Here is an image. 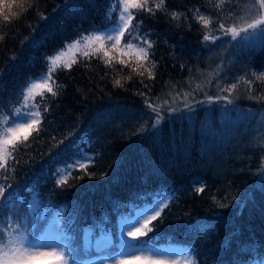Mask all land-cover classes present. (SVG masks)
<instances>
[{
  "label": "rangeland",
  "instance_id": "rangeland-1",
  "mask_svg": "<svg viewBox=\"0 0 264 264\" xmlns=\"http://www.w3.org/2000/svg\"><path fill=\"white\" fill-rule=\"evenodd\" d=\"M240 1V0H239ZM186 0H175L174 3L170 4L167 0H164V4L161 8H156L155 5L159 3V0H148V7L152 8V12H149L147 10H137V9H131V12L134 15V19L132 21V24L135 25L137 22H139V27L134 28L132 30L133 37L139 35L140 37H144L147 40H149L152 44V48L148 49V60L146 61H137L135 58H130L128 56L121 57L120 52L118 50H114L111 48L110 44L111 42H108L105 46L104 50H107L109 53V57H111V64H118L121 67V69L126 70L128 72H125L124 76L120 75V73H117L116 70L113 68L112 73L117 78V80L120 81L121 85L122 83L125 84H133L136 80H140L141 83H146L142 86H140L139 89L135 88L134 90L137 91L135 93H138L142 96V98H139L137 101H139L141 106H134V105H126V106H120L116 108H109L106 110H102L99 113H95L91 116L90 123L93 122L95 126L97 127V132H94L91 129H88L90 131V137H88L87 130H83L81 137L87 138L88 141L80 140L78 132L76 133L78 126L80 124V117L77 118L74 116H68L63 115L59 112H54L53 110L49 109L48 106L45 103V98L50 95L51 93H48L46 90L38 89L36 92L33 93L32 96H29L27 99V102H25V95L27 93V88L31 87L33 83L40 84L43 82L42 79L34 80L30 79L25 90L23 91V96L20 100V103L18 107L13 109V112L15 114L16 109H22L24 112H30V111H40V124H44L43 118L46 119L47 122H49L53 126H59L61 128H68L67 134L63 136V138H60L57 142L50 144L46 139V135L43 131H48V127H40L38 126V130L31 131L29 135L32 136V140L40 146V155L47 156L54 152H57L55 159V165L52 167H46L42 166L41 173L46 172V169H49L48 172V179L47 185L44 183V191L47 196V198L57 200L60 203H63L64 211L59 216L61 219V223L58 225L55 220L57 219V209L55 206H53L50 201H45L49 203H44L43 206L39 207L37 205L38 203V194L33 193L28 201V207H27V215L26 217L31 219L32 221L34 218L37 217H45L46 223L44 226L43 233L39 236L44 239L48 244L50 245H59L60 243H70L71 245L76 244L79 247L80 252L83 254L82 256H87L91 254L90 256L94 255L93 258L90 260L83 261L78 264H121V261L126 259L123 253H121L119 244L121 239V227H132L135 225L136 227H139L141 224H143L144 220L146 219L144 217L145 212H140V210L143 208L142 204L147 203V200H151V206L155 203L156 200H160L162 203H169L170 201L179 203L182 201L181 204L178 205V212L183 213V210L185 206L192 208L193 211L197 212V214H200V211H204L206 209H210L211 207H214L216 209H221V206L212 203L205 207H198L196 205L197 202H199L200 199H209V195L212 193H215L219 188H221V185H225V188L228 189L230 187L228 185V178L231 176H228L229 173L234 169L235 163L240 161L244 158V154L249 152L252 147L251 144L255 143L256 146H264V139L263 141H258V138L255 140H251V136H257V132L264 130V115L259 118L255 117L253 120L249 119V116L251 115L250 109L257 107L258 109H261V112H264V99H261V97H264V80H258L256 78L257 75H260L258 73H255L256 75H253L254 70L256 69L259 71V73H264V45L262 43L259 44V41L257 39H262L259 36H256L255 38L248 39V40H241L239 37L237 40H232L231 35H223L221 31L213 33V35H218L219 39L214 40L216 41L218 46L224 47L230 45L232 55L235 57L241 53L244 52L243 57L245 59L249 60L252 58V56L255 55H261V60L256 64V67L253 69H249V66L239 65L238 69L236 66L231 65L230 66V75L219 76V79L211 80L206 84L207 85V92L209 93V96H214L216 98H221L222 95H228L235 98L234 105H231L232 100L227 98L228 100H223V102L226 103V105H231L230 111L234 112V116L231 120L232 126L230 125V129L226 126L223 128L224 135H221L223 144L221 145V149L217 150V156H215V160L213 161V164L218 166L217 162L220 158V165L224 168V170L227 173V176L225 178V182L217 183V181H213L212 179H209L210 175L213 173V168L210 169L209 174H204V171H201L198 169V167L194 164L193 160H195L194 153V142L196 139H203L202 137L205 135V132L200 129V123L205 124L206 128L210 124L209 116L207 115L208 112H211L210 105L206 104L203 105L202 108L200 106L202 105V94L200 92L194 91L193 94L192 90L187 88L186 84L187 81L190 78V76L185 75L182 82L178 83H172L169 84L166 91V93L170 92L178 95L180 98H184L185 101L184 104L179 105L182 108L190 109L186 110L185 115H182L177 121L178 124V135L182 139H178L176 135L171 136L172 139V145L177 148L179 145L177 143H180L181 140H183V146L181 149V155L179 158V162L186 160L187 166L186 169L183 171H180L176 175H171V177H168L167 175H163V172L160 170V166L156 164L150 154V150H142L140 148H136V152L138 154H141V163L143 165L144 176L142 177V180L139 183V186L132 187L130 190H122L120 191L122 196H120V192L117 189V186L115 187L114 182H109V178L112 175V172L118 165L121 158L119 155V150L121 147H119L121 144L124 145L127 142H129L133 138V134H130L129 132L124 133V136L118 138L116 140V143L110 144L108 143V140L104 136L98 135V132L101 130L100 124L106 123L107 125H110L112 119L115 121L117 118L123 116V115H134L136 116L138 114V111L140 112L142 119H136V122H139L141 124V128H144L145 125L151 121L153 118L154 112L150 110V108H146V105L148 107V104L157 105V99L155 96V92L159 93L157 89H152V84L156 82V80L159 78H156L155 73H158L159 69V62H157L154 57L152 50L155 51L154 45L156 44L154 38H152V31H156V27H152L149 23L150 17L156 18V19H163L167 22L172 23L173 31H175L174 38L182 45H177L175 43V46H173L169 50V57L171 61L172 69L174 67H178V65L175 64V61H173V56L178 55V52H180L182 59L180 60L183 65H188V62H201V59L205 58V53L200 55V52L194 51L196 49L193 48L194 54L192 53V50L190 51L186 46H190L191 44L187 41L188 44H186L185 37H180L184 34V32H191L190 34L196 35L198 32L200 33H206V30H203L202 24L197 26V17L198 13H203L204 11V4H213L210 1H201L197 4V7H184L186 4ZM187 6V5H186ZM109 10L112 13H115V17L108 23V26H110L114 21L119 20L120 12L123 10L122 6L118 8L117 10L113 11V2L112 0H109L108 3ZM201 7V8H199ZM241 7H242V13H243V19H240L239 21H228L226 20L222 15V24L225 25V27H240L243 26L246 22L250 21L252 18H254V11L251 15L248 14L247 8H250V3H247L245 0H241ZM212 8V7H211ZM202 10V11H201ZM207 12V11H205ZM173 13L176 15L173 16ZM197 15V16H196ZM10 16V15H8ZM13 16V13H11V17ZM210 22V19H208ZM12 22L11 19L9 21ZM151 23L153 26L156 25L157 21L155 19L151 20ZM191 28H190V27ZM105 27V28H106ZM104 28V29H105ZM183 28H188V31H186ZM97 30H91L87 31L82 34H78L75 36H67L64 38L62 45L56 48L53 52V54L50 53L45 61V74L44 78H47L49 76V69H52L51 71V81L49 82L51 86L53 87V90L56 91L58 88H60V83L56 85L54 80V75L57 69V65L59 63H63L60 67L59 73H64L65 71H68L70 68H78L80 72L82 70L86 69H96L97 72H100V66L106 67L109 64L105 63V60H107L109 57L104 56V50L99 51V54L105 58L104 61L99 62V64L96 65H87L86 61L94 62L96 58H90L89 54L90 52L99 47V42L90 41L88 38L90 36H96V35H102L101 31ZM103 30V29H102ZM149 31V32H148ZM179 31V32H177ZM209 32V31H207ZM182 34V35H181ZM244 34L241 33V36ZM173 41V40H172ZM176 41V42H177ZM141 40H136V44H140ZM124 39L121 40L119 48H123L124 46ZM207 42H203L201 45H205ZM213 44V43H212ZM211 44V45H212ZM259 44V45H258ZM72 45H75V47H72ZM161 45V44H160ZM210 45V46H211ZM64 46H67L66 49H63L60 51V49ZM146 47V45H145ZM252 48L251 50L249 48ZM262 48L263 50H260ZM180 49H182V52H185L186 55H184ZM85 52L88 53V55H85ZM76 53H79L75 55ZM75 55V56H74ZM56 56H59L60 59L57 61L56 65L51 64V59L55 58ZM73 59V60H72ZM120 59L125 60V64H120L118 61ZM179 60V59H178ZM177 60V61H178ZM72 61V62H71ZM241 60H239L240 62ZM227 62L229 64L232 62V59L228 58ZM48 64V65H47ZM158 67V68H157ZM84 68V69H83ZM157 68V69H155ZM147 69V70H145ZM212 69V65H208L206 70V76L209 78V74L207 73L209 70ZM240 70V72H238ZM245 72L246 79L248 82H254V87L251 88V92L254 94L253 99H247V98H240L239 94H236L234 91L229 94L228 91L225 90V93L221 92L223 90L220 89V81L221 79H228L233 81H239L240 77H243V73ZM263 71V72H262ZM143 73V75H140V73ZM151 73L152 78H149V74ZM176 73L174 74V76ZM263 75V74H262ZM96 76L99 78L100 74H96ZM250 76V77H249ZM115 80V82L117 81ZM175 79H158V84H161L163 86V89L165 86H167V83L173 82ZM54 81V83H52ZM152 83V84H151ZM115 86L116 83H113ZM232 85V84H231ZM231 85H228V88L231 87ZM171 87V88H170ZM258 89H257V88ZM214 89L215 91H211L210 89ZM246 87L243 88L242 91H244ZM248 88V86H247ZM249 89V88H248ZM239 92V91H238ZM42 93V95L37 94ZM235 93V94H234ZM151 95V97H149ZM221 95V96H220ZM146 96V97H143ZM168 96V95H167ZM193 96V97H192ZM187 97L189 100L187 101ZM151 98V99H149ZM214 100V99H212ZM159 103V102H158ZM222 104V103H221ZM200 105V106H198ZM223 105V104H222ZM239 105V106H238ZM34 106V107H33ZM176 108V107H174ZM47 109V111H45ZM165 109V108H163ZM168 110V109H165ZM231 111V112H232ZM202 112V113H201ZM219 112L218 109L215 110V113ZM214 113H212L213 115ZM204 118H207L205 121ZM198 120L202 121L199 122ZM204 121V122H203ZM99 122V124H98ZM132 124V123H130ZM129 124V125H130ZM237 124V126H235ZM49 125V124H48ZM129 125H125L129 127ZM180 125V127H179ZM245 125H248V128L245 127ZM247 128V129H246ZM69 129H71L69 131ZM125 129V128H124ZM186 139L185 137V133ZM264 132V131H263ZM121 133V130H120ZM182 133V134H181ZM74 135H77L73 141H69V139H72ZM136 135V133H135ZM196 137V139H195ZM43 139V141H42ZM32 140L28 142L31 143ZM189 144H186V142ZM221 142V143H222ZM93 144L96 146L95 151L93 152L90 168V173H92V177L90 180H92L90 183L84 185L82 183L81 185L77 186L76 188L69 187L68 190L63 187L60 189H52V183L54 179L61 180L59 176V170L64 169V162L66 159L70 158L71 156L77 155L80 153V150L87 144ZM85 155V153H83ZM119 156V157H118ZM219 165V166H220ZM114 167L112 170L111 168ZM191 167V168H190ZM111 170V171H110ZM100 173L102 178L99 180V178H96V173ZM94 173V174H93ZM183 174L185 175V181L182 180ZM207 179L210 181V187L209 189L203 188L200 189L201 185L198 189H200L197 193L196 190H194L192 187H196V181H205V184H207ZM196 182V183H195ZM95 186H101L102 188L96 192L95 197L97 201H101L102 204H104V213L103 217L100 221V223L96 226L94 230H91L88 227H81L80 228V234H78V231L73 228L72 221L75 216V209H76V203L78 201V194L82 191L87 189L88 187H95ZM220 186V187H218ZM148 187V190L145 191V189ZM71 188V189H70ZM189 190H193V198L191 199L190 203H183L184 200H189L190 197H188ZM119 193H118V192ZM181 192L183 194H186V197L181 200L180 195ZM205 192V195L203 197L202 194ZM176 195V196H175ZM171 196V197H170ZM136 197H138L136 202H130V199L136 200ZM238 199V198H237ZM14 203V198L9 197L5 200V203L3 205V212L4 216L2 220L5 222V226L2 232L7 233L8 231L12 229H16V234H22L20 233V230L16 227V225H11L13 222V217L11 215V208ZM213 205V206H212ZM140 212V213H139ZM141 217V222L137 224V217ZM166 218L162 219H155L150 224L153 228V231L149 232L146 236H143L140 238L141 241H146L147 244L143 248L142 253L147 254L151 253L153 257L158 261V264H174L177 260V256L180 257V255H183L182 261L185 262L187 259L189 262L191 259H193L195 256V260L192 262V264H215L216 259L219 254V247L214 246L213 244L207 245L205 247V252L200 253L199 251V239L193 238L192 234L196 233V230L189 229L186 233H183L181 236H171L167 234H162L160 232V228L167 225V223L170 221H164ZM158 220V221H157ZM164 221V222H163ZM109 222H112L110 225ZM11 225V226H10ZM10 226V227H8ZM150 227V226H149ZM154 232H157L159 236L154 237ZM38 235V234H37ZM192 235V236H191ZM124 239H128L126 234L124 236ZM110 241V243H109ZM132 243H137L136 241H133ZM218 248V249H217ZM57 250L58 247H57ZM68 249L65 248V252H67ZM107 253V254H101V253ZM141 252H138L137 254H142ZM167 256H170V258H167ZM176 257L172 260V258ZM68 257H66L67 259ZM172 260V262H171ZM179 260V259H178ZM180 262L178 264H181L183 262ZM48 264V263H46ZM264 264V262H263Z\"/></svg>",
  "mask_w": 264,
  "mask_h": 264
},
{
  "label": "trees",
  "instance_id": "trees-1",
  "mask_svg": "<svg viewBox=\"0 0 264 264\" xmlns=\"http://www.w3.org/2000/svg\"><path fill=\"white\" fill-rule=\"evenodd\" d=\"M167 1L172 4L175 0ZM201 1L202 0H196L195 6L197 7V4ZM9 2L13 3V7L11 9L5 8L3 13L0 14V126L5 123L6 119L9 121L12 119L14 115L13 109L18 107L20 103L24 86L29 79L43 74L45 57L62 45L65 37L82 34L90 29H101L109 23V20L105 17L106 6L109 0H9ZM210 6L214 8L213 4ZM206 8L207 7L204 6V10H207ZM11 13H13L12 17ZM3 15H10L8 16L9 19L5 21ZM10 19L12 21L11 23L9 22ZM152 19L157 21L155 26L151 23ZM212 19L215 31H206V33L198 32L196 35L190 34L191 32H184L183 35L181 34L182 36L180 37H185L184 41L186 44H188L187 41L191 44L190 46H186L190 51L192 50L191 54L197 51L198 45H201L203 42L206 43L209 39L216 40V37H218V35H213V33L221 31L220 25L222 24V17L220 14L216 13L212 16ZM148 24L152 27H156V31H152L151 35L156 42V44H153L155 51L152 50V53L154 59L160 63L158 64L160 70L158 73H155V76L156 78L159 77V80L163 78L168 80L175 79L176 75L174 76L175 73H173V70L177 67L172 69L169 50L175 46V43L181 47L182 45L174 38L175 31H173L172 23L163 19L150 17ZM34 34L35 36H33ZM205 35L209 37L207 41L204 40ZM193 48L196 50L193 51ZM180 51L182 52V49H180ZM182 53L186 55L185 52ZM180 54V52H178L177 56L175 54V56H173V61L177 62L178 59V61H180L182 59ZM203 60L204 59H201V62H203ZM99 62L101 61H86L87 65L96 66ZM188 63L194 62L191 61ZM113 65L114 66L108 65L106 67L100 66V72H97L96 69H86L80 72L78 68L73 67L64 73H59L61 66L55 69L54 80L56 85L60 83V88L55 91L57 93L55 96L52 94L48 95L45 98V103L48 108L54 112L74 116L76 118L79 116L80 124L76 131V133L78 132L77 135H82L83 130L88 131V129L91 128L94 132H97L95 124L89 121L92 115L101 110L117 106L135 105L134 103L141 104L137 100L142 98V96L135 93L137 91H135L134 88L135 85H137L136 89H139L140 86L146 84L140 81L145 79H138L133 84L128 83L124 85L122 83L121 85L115 86L111 80L114 75L111 74L113 71L112 69L114 68L116 72L120 73L122 76L128 71L121 69L122 66L118 64ZM180 69L181 67L176 74L180 73ZM212 70L213 69L210 70L211 73ZM96 74H100V77L98 78ZM205 77L206 78L202 80L191 78L187 81L188 83L186 86L192 90V94L193 90L202 94V105H198L200 108L206 104L210 105L209 110L211 112L207 114L210 119V124L206 128L204 123H200V129L206 132L202 137L203 139L200 140L197 138V142L194 143L195 147L193 153L196 159L210 162L223 144V138L221 137V135H224L223 128L226 126L230 129V125L232 126L231 120L234 116V112L232 109V112L230 111L229 106H235V98L230 97L229 99L232 100V103L231 105H226L223 100H228L227 98H216L213 97L214 94L213 96H209L206 84H210L208 82L211 81V79L206 76V73ZM212 77H214L213 73ZM158 79L154 84L151 83L152 89L162 87L161 84H158ZM157 91H160V89ZM158 94L159 93L155 92L156 97ZM149 97H151V95ZM209 97L214 100L209 102ZM186 100L188 101L189 98L187 97ZM180 104L182 105L184 103L181 102ZM175 105L177 104H171L168 101L163 105H161L160 102L157 103V105H153V107L157 108L159 111V123H157V114L154 112L153 118L144 128L136 131V135L133 133L134 136L129 142L119 146L121 148L119 150L120 157H118L121 159L109 178V182H114L119 192L129 185L138 187L144 176L145 170H143V165L141 163L142 157L141 154L136 152L137 147L146 151H148V149L150 150L154 162L160 166L159 171L161 172L162 170L163 175L171 177V175H176L180 171L186 169L188 161L184 159L183 161H178L182 152L183 140L177 143L179 146L175 148L169 136V129H176L177 138L182 139L178 135L177 121H179V118L185 115L184 112L191 107L188 109L180 106L174 108L173 106ZM146 108L149 109L147 105ZM216 109H218L219 112L215 113ZM150 110L152 111V109ZM261 111L262 110L257 107L251 108L249 119L253 120L255 117L261 118L264 115V112ZM212 113L214 114L212 115ZM174 114L175 116H173ZM48 124L49 123L44 122V124L38 126L48 127V131L43 132L46 135L45 140L48 139V141H51L53 135H59L60 131L58 128H52L51 125ZM131 126L132 124H130L126 130ZM235 126H237V124ZM245 127L248 128V125H245ZM70 130L71 129H69V131ZM263 131L264 130L257 132V134H255L257 136L250 135L251 140H255L259 137L258 141H263ZM77 135L69 139V142L73 141ZM22 137L20 138L21 140ZM88 137H90V134H88ZM30 140H32V136L28 135L27 141L18 144V148L15 150L13 163L9 165V170L0 172L3 177L1 178V182L7 184L3 192V197H0V232L3 231L4 227L2 221L4 216L2 204L4 200L10 193L16 196V203L12 207V215L15 223H20L27 215V191L31 188H39V179L36 173H38V169L42 165L47 164L52 157L51 154L47 156L40 155V146L33 141L34 139L28 144ZM116 140V138L115 140L109 138L108 143L113 145L114 142L116 143ZM49 143L51 144V142ZM251 147L252 149L244 154V158L234 165V169L239 173L238 177L242 180H235L236 191L232 190V192H235L232 197L235 195L239 197V190L237 188H240V186L238 183L245 181V183H242L243 190L241 189L244 200L237 205L232 215L233 217L228 219L226 224L229 223L231 228L233 227L232 231L234 230V234L239 232L236 238H233L237 244L243 242L241 239L243 231L246 234H250L248 238H250L253 243L245 252L238 255L240 258L235 256V259L230 260L232 263L237 261L242 264H251L252 259L255 260L254 264H261L264 262V146H256V144L253 143ZM55 153L56 152H54L53 155ZM212 165L213 163L202 168L205 175L209 174ZM90 168L86 177L77 185L74 183H72V185L61 183V187H65L68 190L69 187L76 188L82 183H84V185L90 183L92 181L90 178L93 176L92 173H90ZM95 173L96 175L98 174L97 172ZM227 173L228 172L220 165L215 174V181H217V183H224ZM101 178L102 176L100 174L99 180ZM43 180L46 181L47 177H44ZM101 188V186L88 187L78 194L76 214L77 227L96 226L91 223L89 211L96 204L95 194ZM147 190L148 187L145 191ZM101 206H103L101 209L105 210V205L101 204ZM210 211L215 210L211 209ZM179 235H182V233ZM71 247L75 250L76 262H79L81 258L79 247L76 244ZM247 256L250 259L249 261H247Z\"/></svg>",
  "mask_w": 264,
  "mask_h": 264
},
{
  "label": "bare ground",
  "instance_id": "bare-ground-1",
  "mask_svg": "<svg viewBox=\"0 0 264 264\" xmlns=\"http://www.w3.org/2000/svg\"><path fill=\"white\" fill-rule=\"evenodd\" d=\"M203 1L205 2L207 0H203ZM208 1L213 3L214 8H213V6H208L207 4H204V6L207 7L206 8L207 10H204L203 13L199 12L197 14L198 17L196 18L197 19L196 25L199 26L202 24L203 30L215 31V26H214V22L212 21L213 20L212 16L216 13L222 15L228 21H232V20L239 21L241 19V16H243V13L241 12L242 11L241 0L240 1L239 0H208ZM245 1L247 3H250V0H245ZM174 2L175 1H173L172 3H174ZM195 5H196V0H187L184 7H188V6L194 7ZM209 5H211V4H209ZM205 11H207V12H205ZM200 16H204V18L206 20L210 19V22L205 26L203 24V22L200 20ZM105 17H106V19L109 20V22L115 17V13H112L109 10L108 4L106 6ZM98 29L102 30L100 28H98ZM183 29L188 31V28H183ZM91 30H97V29H90L88 31H91ZM33 36H35V34ZM257 41H259V44L262 43L264 45V38L257 39ZM66 48H67V46H64L60 49V51L63 49H66ZM95 49H93L90 52L89 57L90 58H96V60H99V61H104L105 58L102 57L99 54V52L95 51ZM249 49L251 50L252 48L250 47ZM260 50H263V49L260 48ZM197 51L200 52V55L205 53V58H204L203 62H194V63H189L188 65H183L181 61L175 62V64L178 65V67L175 70H173V73H176L178 71V69L181 67L180 73H177L175 80L173 82L167 83V86H165L164 89H163V86L160 87L159 94L156 97L157 103L160 102L161 105H163L166 101H168L171 104H177L173 107H177V106L181 105L180 103L184 102L185 99L183 97L180 99V97L178 95L170 92V89L166 93L165 91H166L168 85L172 84V83L182 82L185 75L190 76V78H192V79L202 80L203 78H206L205 77V73H206L205 69H207L208 65H212V69H213L212 73H213L214 77H212V73L210 70L208 71V74H209V78L213 81V80L219 79L220 78L219 76L225 77L226 75L227 76L230 75L229 70H230L231 65L236 66L237 69H238L239 65L249 66L248 70H250V69L255 68L256 64L262 58V54H261V55L252 56V58L247 60V59H245V57H243L244 52L239 53L235 57L234 55H232L230 45L220 48L218 46L217 42L216 41L214 42L213 39H209L207 41V44H205V45H198ZM54 53L55 52H53V54ZM77 54H79V53H76L75 55H77ZM46 58H47V56L45 57V61H46ZM228 58L232 59V62L230 64H229V62H227ZM239 60H241V61L239 62ZM45 61H44V72H45ZM62 64L63 63H59L57 65V68H59ZM256 69L254 70V73L264 75V73H259V71H257ZM44 72H43V74H41L42 76H46V74ZM238 72H240V70H238ZM245 72H246V70L244 72H242L243 73V79H241V77H240L239 81H236V80L234 81L235 84L237 85V87L233 91L236 94H239L240 98L245 97L248 100L249 99L256 100L254 98V94L251 92V88L254 87L255 83L252 81L249 83L247 81L246 76H248V75H246ZM250 75L254 76L252 74H250ZM113 76H112L111 80L113 81V83H115V80H117V78H116L117 76L116 77L115 76L113 77ZM32 79H34V78H32ZM231 84H233L232 79L228 80V79L222 78L220 81V84H219L220 85L219 90H223L221 92L225 93V90L228 89V85H231ZM247 86L249 89L247 88ZM244 87H246V88L244 89V91H242ZM163 90H165V91H163ZM210 90L215 91L212 88ZM191 95H192V93H191ZM222 97L230 98L232 96L222 95ZM134 104L136 106H141L140 104H136V103H134ZM117 107H120V106H117ZM112 108H116V107H112ZM104 110H106V109H104ZM97 113H99V112H97ZM173 116H175V114ZM142 117L143 116H141L140 112L138 111V114L136 116H134V115H123V116L117 118L115 121L112 119L110 125H107L106 123L100 124L101 130L98 132V135L104 136L107 139L110 138L112 140H115V138L118 139V138H120V136L123 137L124 133L129 132L130 134H133L136 131H138L139 129H141V124L139 122L135 123V120L136 119H142ZM204 119H205V121L207 120V118H204ZM42 120L44 122H47L45 118H43ZM198 121L202 122L200 120H198ZM47 123H49V122H47ZM130 123H132V126L126 130L127 126ZM98 124H99V122H98ZM125 125H127V126H125ZM51 127L52 128L56 127L60 131L59 135H55V136L53 135V139L51 140V144L57 142L60 138H63V136H65L67 134L66 129H68V128H61L59 126H53V125H51ZM120 130H121V133H120ZM187 133L188 132H186L184 134L185 139H186ZM87 134H90V131H87ZM176 134H177L176 129H174V128L169 129V136L170 137L174 136ZM195 139H196V137H195ZM84 140L88 141V139H84ZM196 142L197 141H195L194 143H196ZM186 144H189V143L186 142ZM95 148H96V146H94L93 144L91 145V144L87 143L80 150V153H78L77 155L71 156L70 158L65 160L64 169H62L59 172V176H60L63 184L72 185V183H74L75 185H77L79 182H81L86 177L88 170L91 166V163L93 162L92 156H93V152L95 151ZM83 153H85V155H83ZM216 156H217V153H216ZM214 160H215L214 156L210 162H205L201 159L195 158V160H193V165L195 164L198 167V169L202 171L203 167L209 166L210 164L213 163ZM217 164H218V166H216L215 164L212 165V168H213L212 172L213 173L209 177V179H212L213 181H215V174L217 173V169L219 168V165H220V158H219ZM113 168L114 167H112L111 170ZM48 170L49 169H46V172ZM238 175H239L238 171L233 169L231 171V173H229V175H228V176H231V178L229 177L227 179L228 185L230 186V187H228V189L225 188V185H226V183H225L224 185H221V188H219L215 193H213V194L211 193L209 195L208 200L207 199L206 200L200 199L199 202L196 203V205L198 207H205V206H208L212 203H216V204L221 206V209H216L214 207H211L210 209L200 211V215H199V214H197V212L193 211L192 208H189L190 206L189 207L185 206L184 209H182L183 213L181 214L178 212L177 209H178V205L181 204L182 201L179 203H175L172 201H170L169 203H162L160 200H156L155 203L153 204V206H151L149 208H142L140 210V212H145L144 217L147 219L149 214L155 215V212L159 211L160 215H159V217H157V219H162L165 217L166 219L164 221L170 220L167 223V225H165L159 229L162 234H167V235H171V236H178L180 233H182V234L186 233L187 231H189V229L196 230V233L192 234L193 236L192 235L191 236L193 238L195 237L196 239H199V245H200L199 251H200V253H204L205 247L207 245H210V244H213L214 246L219 247V254H218V257L216 259L215 264H242L241 262H237V261L235 263H232V261H230V260L235 259L236 258L235 256H238V255L242 254L243 252H245L252 245L253 241H251V239L248 238V236L250 234L247 233L248 234L247 235L243 231L241 234L242 235L241 239L243 242L237 244L233 240V238H236V235L239 234V232L234 234V230L232 231L233 227L231 228L229 223L226 224L227 220L233 217L232 215H233L235 209L237 208V205H239L244 200L241 189L243 190V188H242L243 184L242 183H245V181L238 183V185L240 186V188H237L239 190V192H238L239 197H237V195L232 197L233 194L235 193V192H232V190L236 191L235 180H242L238 177ZM99 176H100V174H97L96 178H99ZM182 180L185 181V175L184 174H183ZM196 182H195L196 187H192V188L194 190H196L197 193L200 189H203V188L209 189V187H210V181L208 179H207V184H205V181H203V182L196 181ZM200 185H201V187H200V189H198ZM134 186L129 185L127 188H124V190H130ZM51 187H52V189L62 188L61 185L57 184L56 181H53ZM218 187H220V186H218ZM246 188H247V186H246ZM204 195H205V192L202 194L201 197H203ZM120 196H122L121 192H120ZM185 197H186V194H183L181 192V195H180L181 200H183V198H185ZM188 197H190V199L184 200L183 203H190V201H192L191 199L193 198V190H189ZM136 201L137 200L130 199V202H136ZM95 202H96V204L89 211V217L91 218V223L93 225H97L101 221V219L103 217V213H104V209L103 210L101 209V207L103 208V206H101L102 203L100 201H97V200ZM211 209H214L215 211H210ZM153 210H155V211H153ZM98 212H99V214H98ZM137 221L141 222L140 216L137 217ZM154 233H155V234H153L154 237H157L160 234V233L158 234L157 232H154ZM177 257L178 258L174 264L180 263L183 259V255H180V257L179 256H177ZM196 257L197 256H195L193 259H191L190 262L186 259L185 262L182 261L183 263H181V264H192V262L195 260ZM167 258H170V256H167ZM175 258L176 257L172 258V260ZM238 258H240V256H238ZM172 260H171V262H172ZM249 260L250 259L247 256V261H249ZM44 263H48V262H44ZM254 263H255V260L252 259L251 264H254Z\"/></svg>",
  "mask_w": 264,
  "mask_h": 264
},
{
  "label": "snow or ice",
  "instance_id": "snow-or-ice-1",
  "mask_svg": "<svg viewBox=\"0 0 264 264\" xmlns=\"http://www.w3.org/2000/svg\"><path fill=\"white\" fill-rule=\"evenodd\" d=\"M112 2L114 5L113 11L120 8V6H122L123 10L120 12L118 21H114L103 30H98L102 32V35L90 36L88 38L90 41L99 42V48H96L95 51L99 52L104 50L106 44L111 42V48L118 50L121 57L128 56L130 58H135L138 62L148 60V49L152 48V44L149 40L139 35L133 37L132 30L139 27V22L135 25L132 24L135 17L131 12V9L152 12V8L148 7V0H112ZM163 4L164 0H159V3L156 4L155 7L161 8ZM12 7L13 3L9 2V0H0V14L3 13L5 8L11 9ZM253 11L255 13L254 18L246 22L243 26L225 27L224 24H221L220 29L223 35H231L232 40H237L239 37L242 41L255 38L256 36L264 38V0H250V8H247V12L251 15ZM175 15L176 14L173 13V16ZM3 19L7 21L9 19L8 15H3ZM241 19H243V17H241ZM200 20L205 26L209 23L204 16H200ZM241 33L244 35L241 36ZM122 39H124L125 43L121 49L118 46ZM208 39V35H205L204 40L207 41ZM216 39H219V37H216ZM136 40H141L142 42L136 44ZM72 47H75V45H72ZM85 55H88V53L85 52ZM104 56L109 57L107 50H104ZM59 59V56L52 58L51 64L56 65ZM118 62L120 64H125L124 59H120ZM105 63L110 65L111 57L105 60ZM51 71L52 69H49V76L47 78H40L43 80L42 83H33L31 87L27 88L25 102H27L28 97L32 96L38 89L46 90L53 96L57 94L49 83L52 79ZM140 75H143V73L141 72ZM253 75L256 74L253 73ZM149 78H152L151 73L149 74ZM256 78L258 80H264V75H257ZM241 79H243V77H241ZM52 83H54V81H52ZM115 83L119 85L120 81L117 80ZM236 87L237 85L233 83L226 91L231 94ZM37 94L42 95V93ZM261 99H264V97H261ZM208 100L211 102L212 98L209 97ZM148 107L157 114V123H159L158 109L153 107L150 103ZM45 111H47V109H45ZM40 116V111L24 112L22 109H16L12 119L10 121L7 119L5 120L6 127L3 133H0V169H5L7 167V159L11 155L9 149L12 148L15 150L18 141L21 143L27 141L30 131L38 130ZM21 134H23L22 140L20 139ZM60 183H62V181L57 180V184ZM3 192L4 188L0 187V197H3ZM159 215V211H156L155 215L149 214L148 218L145 219L143 224L139 227L135 225L131 228L126 226L121 227L119 248L121 253L126 257V259L121 261V264H158V261L150 252L147 254L142 253L147 242L141 241L140 238L146 236L148 232L153 231V228L149 227V225L153 220L157 219ZM137 223L139 224V221H137ZM125 234L128 239H124ZM133 241L137 243H132ZM57 247L59 250H57ZM65 248L68 249L67 252H65ZM138 252L142 254H137ZM66 257L71 258V264H77L75 250L71 247L70 243H60L58 246L50 245L44 241L42 237L37 235L16 234V229H12L7 233L0 232V264H44V262H48V264H69V260L66 259Z\"/></svg>",
  "mask_w": 264,
  "mask_h": 264
}]
</instances>
